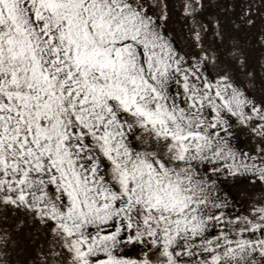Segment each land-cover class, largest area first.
Returning <instances> with one entry per match:
<instances>
[{
    "label": "snow or ice",
    "instance_id": "1",
    "mask_svg": "<svg viewBox=\"0 0 264 264\" xmlns=\"http://www.w3.org/2000/svg\"><path fill=\"white\" fill-rule=\"evenodd\" d=\"M0 264H264V0H0Z\"/></svg>",
    "mask_w": 264,
    "mask_h": 264
},
{
    "label": "rangeland",
    "instance_id": "2",
    "mask_svg": "<svg viewBox=\"0 0 264 264\" xmlns=\"http://www.w3.org/2000/svg\"><path fill=\"white\" fill-rule=\"evenodd\" d=\"M169 24L173 31L177 45L182 46L183 43L188 39L189 28L191 27V19L183 17L182 12L177 9L172 13V18ZM252 31H255V29Z\"/></svg>",
    "mask_w": 264,
    "mask_h": 264
}]
</instances>
